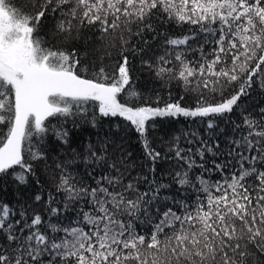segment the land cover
Masks as SVG:
<instances>
[{
  "label": "snow or ice",
  "instance_id": "snow-or-ice-1",
  "mask_svg": "<svg viewBox=\"0 0 264 264\" xmlns=\"http://www.w3.org/2000/svg\"><path fill=\"white\" fill-rule=\"evenodd\" d=\"M53 2L43 0L40 10L31 15L12 0H0V129H6L0 131V174L13 170L11 174L21 186L35 175L31 161L44 158L41 151L33 152L29 147L26 161L24 143L34 135L44 139L49 117L86 113L84 105L94 101L101 118H123L126 127H134L143 140L146 156L155 163L160 153L152 148L147 136L149 128L155 127V118L183 116L202 122L207 118V127L212 130L215 119L231 113L240 97L247 94L254 77L264 72V0H55L53 12L67 7V11H61L64 18L56 24L60 33L70 34L73 21L76 26L99 25L102 34L134 23L151 30L152 25L144 22L162 11L178 24L197 25L200 32L217 37L211 59L200 46L203 62L198 66L188 61L182 50L175 51L174 56L178 71L162 66L172 62L165 56L158 58V76L167 74L183 81L186 87L195 84L193 90L200 93L196 107H183L179 101L163 107L144 103L137 106L139 93L131 83L127 56L122 55V62L112 73L101 67L89 79L77 74L87 73L88 69L80 67L75 49L69 52L45 46L46 41L36 33ZM197 38L193 32L168 38L166 44L190 48L189 41ZM242 77L239 90L224 98L223 88ZM216 92L221 94L220 101L205 98L207 93ZM121 93L131 99L121 103ZM260 112V120L244 117L249 131L231 141L235 147L228 152L230 159L220 164L213 161V169H204L223 172L232 167L234 170L221 181L212 182L203 173L194 180L190 178L193 167L203 169L204 165H197L192 155H182L184 150L177 149L176 157L187 164V170L176 173V182L198 193L192 206L186 198L161 197V189L169 188L166 184L143 193L133 182L123 185V173L116 163L107 164L108 141L99 148L89 144L85 164L109 167L117 175L101 176L96 187L78 186L71 175H61L56 190L65 193L64 210L80 201L91 206L88 211L83 206L76 210L77 219L71 222L76 226L61 227L50 220L46 223L39 213L29 222L23 206L21 219L13 220L14 209L0 204V264H45L44 257H48L46 264H246L250 249L264 254V109ZM97 120L93 114L94 127ZM116 127L119 131L120 125ZM52 131L68 143L67 131L54 126ZM200 143L196 154L201 159L205 152L216 155L213 146L203 140ZM250 179L254 180L252 184L248 183ZM144 180L148 182L147 177ZM118 187L120 191H116ZM129 193L135 198H129ZM34 200L40 202L42 197L37 194ZM163 201H171L172 206ZM54 202L49 195L46 211L59 219L61 209L51 207ZM122 215L128 219H120ZM137 221L151 225L150 234H140ZM49 229L64 235L50 236Z\"/></svg>",
  "mask_w": 264,
  "mask_h": 264
},
{
  "label": "trees",
  "instance_id": "trees-1",
  "mask_svg": "<svg viewBox=\"0 0 264 264\" xmlns=\"http://www.w3.org/2000/svg\"><path fill=\"white\" fill-rule=\"evenodd\" d=\"M12 3L21 8L25 13L35 15L39 10V5L43 0H12ZM36 5L35 7L33 5ZM55 0L49 7L46 16L42 19L36 33L46 41V47L53 50H66L71 52L73 49L79 55L80 67L87 68V73L78 71V75L84 78H93V73L98 72L101 67L105 68L107 73L115 71V66L122 62V55L129 59V71L131 83L139 93L136 98V104H151L153 107L162 106L166 103L177 102L187 108L196 107L197 99L200 93L193 90L195 84L185 86L183 81L170 77L169 75L158 76L157 67L160 66L158 58L165 56L172 61L169 64L162 65L165 68H173L174 72L179 70V63L174 60L175 51H184L185 58L198 66L202 63L200 46L203 45V52L208 59H211L210 53L216 47L213 42L217 37H212L206 33L200 32L199 26L187 23L178 24L174 19H169L168 15L162 11L148 18L144 23L151 24L152 29L144 27V24H131L121 27L115 31H109L102 34L99 25L76 26L70 34L60 33L56 29V24L64 17L61 11H67V7L55 12ZM128 28L131 30L129 31ZM141 29H143L141 31ZM193 32L198 34L195 41H189L188 46L175 48L166 44L168 38L183 37L191 35ZM139 33V34H137ZM126 41L127 43H124ZM147 62V63H145ZM151 65V67H149ZM254 67V65H253ZM264 68V66H262ZM244 77L239 82H232L223 88V97L227 98L235 94ZM264 72L254 77L251 87L246 88L247 94L242 95L238 100V106H234L231 113L225 114L223 118H216L214 129L207 127V118L202 122L200 118H155V127L149 128L147 136L153 149L160 153V157L153 163L145 153L143 140L135 132L134 127H126L123 118L118 117H100L98 105L94 101L87 102L84 107L86 113L74 116H60L58 118L49 117L45 122L49 131L41 140L39 136H33L24 143V158L29 160L28 148L33 152L41 151L44 158L39 161H31L35 175L29 176L28 184L21 186L11 174H0V204H7L14 209L16 215L13 220L21 219L19 213L22 210L27 212L30 218L39 213L44 217L45 222L57 224L61 227L76 226L72 224L75 221L76 210L83 206L84 211L91 207L84 201L76 204H69L68 210H64L65 193L57 192V185L60 183L61 175H71L73 183L78 186L96 187V180L104 175L116 176V170H110L109 167L97 166L94 162L86 165L84 157L89 153L88 145H100L107 140V164L116 163L120 173H123L122 184L127 185L133 182L139 192H150L159 184L169 185L168 189H161L159 195L170 196L176 199H185L192 206L198 193L189 186H181L176 182V173L187 170V164L176 157L177 149H183L182 155H192L197 165L203 164L204 168L193 167L189 172V177L201 175L212 182L221 181L224 177L234 170L232 167L225 168L223 172L204 171V169H213V161L220 164L230 159L228 152L235 145L232 140L240 139L246 135L249 129L244 125V117L251 116L256 120L262 118L260 112L264 109ZM159 97V101H157ZM181 97L183 99L181 100ZM205 98L209 102H218L221 100L220 92L207 93ZM121 103L129 101L131 98L125 93L118 96ZM76 109L73 108V112ZM93 114L98 117L96 126L92 124ZM117 125L120 130L117 131ZM240 125V128H236ZM57 130L67 131L68 143L65 144L52 131V127ZM6 131V129H0ZM206 141L209 146H213V155L211 152H205L201 159L196 154V150L201 147L200 141ZM218 145L219 147H215ZM191 149V153L188 150ZM235 164V161H232ZM248 165L245 164V167ZM154 167V171H150ZM238 167V166H237ZM19 171L17 167L15 169ZM88 173H91L89 176ZM144 177H147L146 182ZM155 180V184L149 182ZM253 179L248 181L249 184ZM199 187V185H197ZM110 190H112L110 188ZM118 187L116 191H120ZM39 194L42 197L40 202H36L34 197ZM49 195L54 199L51 204L53 208H60V218L50 216L46 211L48 207ZM129 198H135L134 193H129ZM162 204L172 206L171 201H163ZM82 219V217H81ZM120 219H128L127 215H122ZM144 217L141 216V220ZM137 231L140 234L148 235L151 232V225L136 222ZM87 230V229H85ZM50 236H63L64 233H52L48 230ZM3 241L0 240V243ZM250 255L246 259V264H264V254L250 249ZM46 264L48 257L43 258Z\"/></svg>",
  "mask_w": 264,
  "mask_h": 264
},
{
  "label": "rangeland",
  "instance_id": "rangeland-1",
  "mask_svg": "<svg viewBox=\"0 0 264 264\" xmlns=\"http://www.w3.org/2000/svg\"><path fill=\"white\" fill-rule=\"evenodd\" d=\"M170 103H173V102H170ZM164 105H162V106H158V107H163ZM155 107H157V106H155ZM179 117H183V116H179ZM185 118V117H184ZM187 118H193V117H187Z\"/></svg>",
  "mask_w": 264,
  "mask_h": 264
}]
</instances>
